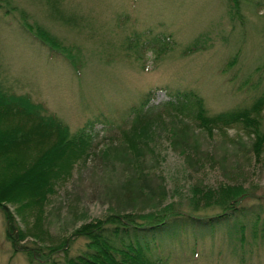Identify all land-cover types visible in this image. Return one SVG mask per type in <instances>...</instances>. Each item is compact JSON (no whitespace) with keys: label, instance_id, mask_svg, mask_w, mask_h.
<instances>
[{"label":"rangeland","instance_id":"obj_1","mask_svg":"<svg viewBox=\"0 0 264 264\" xmlns=\"http://www.w3.org/2000/svg\"><path fill=\"white\" fill-rule=\"evenodd\" d=\"M8 1L15 10L0 9V78L18 107L1 118L0 130L29 123L47 130L52 114L71 134L88 123L100 132L93 153L82 159L54 149L61 135L51 132L0 149V186L15 171L28 170L45 149L51 151L48 164L54 160L47 184L31 177L26 200L1 202L25 234L20 244H36L42 253L31 263L22 251L14 253L0 211V264L49 263L48 252L67 240V252L53 256L64 264L67 255L85 249L87 240L76 231L87 223L113 215L151 219L168 207L214 217L223 212L220 202L242 192L235 209L227 207L234 217L225 221L229 228L168 234L165 259L264 264V107L252 116L259 138L242 125L209 133L179 119L172 126L169 119L154 122L145 140L120 137L129 125L128 106L156 87L195 90L211 115L249 106L264 94V0ZM24 20L44 28L67 58L25 30ZM22 96L44 110L37 112ZM167 99L160 91L155 102ZM255 206L262 221L253 236L255 213L244 208ZM235 218L246 222L242 242L231 232Z\"/></svg>","mask_w":264,"mask_h":264},{"label":"trees","instance_id":"obj_2","mask_svg":"<svg viewBox=\"0 0 264 264\" xmlns=\"http://www.w3.org/2000/svg\"><path fill=\"white\" fill-rule=\"evenodd\" d=\"M5 3V7L0 6V9H4V12H11L15 10V6L11 5L8 0ZM236 3L238 0H235ZM1 3V1H0ZM21 17L24 19V14L21 13ZM23 28L30 32L33 36L38 38L42 43L50 47L51 52L57 53L67 58L65 48H61L58 43L49 36L48 32L44 28L33 29V27L23 21ZM51 44L49 43V41ZM50 44V45H49ZM146 46V45H145ZM189 50V49H188ZM57 51V52H56ZM59 52V53H58ZM61 53V54H60ZM236 56L233 60L229 61V65H233ZM79 65H75L76 68ZM260 69V68H256ZM74 70V67H73ZM80 72V70H79ZM79 72L77 74H79ZM164 92L168 99L163 102H155L158 92ZM15 93L10 92L2 83L0 78V123L3 116H8L15 113V107H18L15 101ZM24 102L38 111H43L41 104L33 103L28 96H22ZM264 107V94H261L255 98L249 106L234 108L229 111H225L219 114H210L207 111L204 99L193 89L184 90H168L165 87H156L153 90L147 91L141 96V98L128 106L127 115L129 116V125L127 128L120 131V137L132 139L138 135V140H145V135H151L150 129L156 127L154 122H160L163 120H171L168 122L171 126L174 123L172 120L179 119L180 121L192 122L196 126L212 133L214 131L221 130L222 128H232L242 125V129H248L256 132L255 128H252V121L257 119L252 117L259 113ZM51 123L47 125V130L40 124L39 129L26 124H19L13 131L0 130V149L7 150L10 147H17L24 145L31 141L35 136L40 134L43 136L47 132L59 133L61 136L54 149L59 150L67 159H82V157L88 156L93 153L94 145L100 130L95 129V125L88 123L86 128H80L76 133H69L68 127L60 120L53 117L52 114L47 116ZM100 121V120H99ZM243 121V122H242ZM253 121V122H254ZM43 123L42 121H39ZM244 123V124H242ZM258 123V120L256 121ZM39 124V123H38ZM44 124V123H43ZM159 127V126H157ZM155 129V128H154ZM259 138V134L257 133ZM117 137H113L112 140ZM25 147V146H23ZM5 151H2V153ZM51 151H45L38 159V161L32 164L28 170L23 173H13L11 178L3 182L0 186V211L3 215L6 225V238L12 246L13 252L22 251L29 258V262L35 255L42 253V248L34 244V246H26L20 244V241L24 239L25 234L17 226L13 213L5 204H1L4 201L10 200H26L28 193L26 190L30 187L31 177H36L38 180H42L43 184L49 182V171L51 168L49 165L53 163L50 160ZM43 161V163H40ZM48 164V165H47ZM246 195L242 193L229 194V198L220 202L219 207L223 210L218 216L211 217H199L190 214H184L182 211L176 209L163 210L162 213L158 212L157 216L151 219L137 220L130 218L126 215L122 216H110L103 220L87 223L86 225L78 228L76 234L84 237L87 241L85 249L80 253L73 256H66L63 260L64 264H167L166 252H165V237L169 234L175 236L180 234L182 230L187 228L192 229L194 227L199 230H205L209 232V228L225 224L229 228L230 219L234 218L233 213L226 212L229 209H235V205L239 204ZM243 197V198H242ZM264 197V196H263ZM261 198L264 201V198ZM240 201V202H239ZM239 202V203H238ZM241 210L242 207L238 206ZM194 211H199L198 207L193 208ZM246 213H255V221L251 220L253 236L256 235L257 229L254 227L255 223L261 220L260 207L255 206L244 208ZM264 209V208H263ZM239 215V214H238ZM201 219V220H200ZM262 221V220H261ZM179 226V227H178ZM175 230L171 231V228ZM246 222L243 218H235L231 228V232L239 233L238 241H243L244 229ZM174 232V234L172 233ZM214 230L211 231V233ZM173 234V235H172ZM69 241H65L60 248L49 251L47 254V261L49 263L44 264H59V260L53 256L60 253L59 249H63L67 252V246ZM42 264V263H39Z\"/></svg>","mask_w":264,"mask_h":264}]
</instances>
